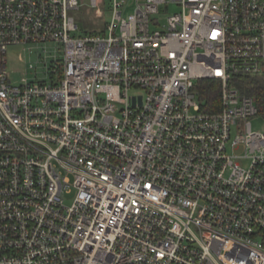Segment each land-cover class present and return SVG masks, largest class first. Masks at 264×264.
Instances as JSON below:
<instances>
[{
	"label": "built area",
	"instance_id": "built-area-1",
	"mask_svg": "<svg viewBox=\"0 0 264 264\" xmlns=\"http://www.w3.org/2000/svg\"><path fill=\"white\" fill-rule=\"evenodd\" d=\"M263 76L264 0H0V264H264Z\"/></svg>",
	"mask_w": 264,
	"mask_h": 264
},
{
	"label": "rangeland",
	"instance_id": "rangeland-1",
	"mask_svg": "<svg viewBox=\"0 0 264 264\" xmlns=\"http://www.w3.org/2000/svg\"><path fill=\"white\" fill-rule=\"evenodd\" d=\"M179 11V8H177L176 6L168 5L167 7H162L160 14L154 16L153 19L158 20L161 25H164L171 15ZM130 13L131 10L127 12L125 17H127ZM77 19L79 21L80 26V31L76 33L77 35H84V31L86 30L89 31L102 27L100 22L93 21L91 16L86 12V8L81 12ZM106 19L109 20L110 17L107 16ZM152 29L157 30L160 29V27H157L152 24ZM36 48L37 47L35 46L28 45L25 47L10 48L8 50V71L13 82L19 83L22 79L25 78L31 82L36 81L35 71L29 69L30 64H33L37 68V78L39 80H48L46 72L51 66L52 56H50L49 54H43L44 63H39V61L41 60H39V56L38 54H36ZM31 49L33 50L32 53ZM251 122L254 131L264 132V116L255 117L251 120ZM243 166L248 167V163H244ZM66 203L70 204V199H67Z\"/></svg>",
	"mask_w": 264,
	"mask_h": 264
},
{
	"label": "trees",
	"instance_id": "trees-1",
	"mask_svg": "<svg viewBox=\"0 0 264 264\" xmlns=\"http://www.w3.org/2000/svg\"><path fill=\"white\" fill-rule=\"evenodd\" d=\"M237 81V86L245 95L256 100L259 114L264 116V76L244 77ZM200 100L204 111H218L221 99V84L215 80H204L199 83Z\"/></svg>",
	"mask_w": 264,
	"mask_h": 264
}]
</instances>
